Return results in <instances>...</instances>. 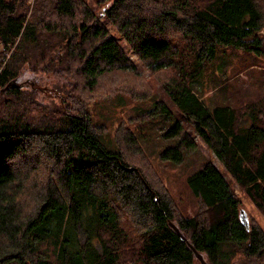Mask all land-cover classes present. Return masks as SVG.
<instances>
[{
  "label": "trees",
  "instance_id": "obj_1",
  "mask_svg": "<svg viewBox=\"0 0 264 264\" xmlns=\"http://www.w3.org/2000/svg\"><path fill=\"white\" fill-rule=\"evenodd\" d=\"M102 1L148 75L86 0H0V264H202L193 248L208 264H264V229L241 223L240 197L212 162L187 178L189 214L132 119H119L108 149L90 109L158 96L138 121L172 115L173 103L178 142L161 157L181 161L195 132L264 217V103L208 108L193 85L219 46L264 61V0Z\"/></svg>",
  "mask_w": 264,
  "mask_h": 264
},
{
  "label": "rangeland",
  "instance_id": "obj_2",
  "mask_svg": "<svg viewBox=\"0 0 264 264\" xmlns=\"http://www.w3.org/2000/svg\"><path fill=\"white\" fill-rule=\"evenodd\" d=\"M90 8L100 15L101 20L116 36L118 42L135 62L140 73L148 75L149 68L130 50L125 40L115 31L112 24L104 17L102 11L105 7L102 0H86ZM204 69L197 80L193 83L196 94L202 99L208 108L218 104L238 107L244 102L264 103V61L253 52L244 51L230 45L219 46L214 60ZM33 78L31 73L21 75L17 86L28 84ZM46 84H51L55 77H47ZM51 79V80H50ZM158 96L147 100H133L127 95L117 94L111 99L91 104L90 109L93 119L105 123L108 127L107 133L102 141L108 149H111L110 139L118 125L119 119L126 121L136 133L142 147L149 156L152 166L159 174L162 184L183 210L189 214L193 213L195 199L188 187L187 178L196 170L202 168L208 161L222 171L225 178L234 187L235 192L241 200V207L246 211L248 218L253 217L264 229V217L258 212L252 202L239 190L238 184L226 171L217 156L207 147L205 142L192 132L197 147L189 154L184 155L181 161L172 158L164 159L161 152L168 147L175 146L178 137L168 134V131L176 124L177 112L173 103H168L172 115L158 113L148 119L138 120L136 118L147 110L156 107ZM178 119V118H177ZM90 214L92 212L90 210ZM250 220V219H249ZM87 221H89L87 219ZM196 264H199L198 262Z\"/></svg>",
  "mask_w": 264,
  "mask_h": 264
},
{
  "label": "water",
  "instance_id": "obj_3",
  "mask_svg": "<svg viewBox=\"0 0 264 264\" xmlns=\"http://www.w3.org/2000/svg\"><path fill=\"white\" fill-rule=\"evenodd\" d=\"M15 84V80H10L6 83V85L1 89V92L6 91L7 89L11 88L13 85ZM21 85L19 84L18 87H20ZM239 219L241 221V223L246 227V229H249V218L248 215L246 213V211L243 208L239 209ZM170 225L176 230V232L179 234V236L181 237V239L186 240V238L179 232L178 228L170 222ZM194 253L197 256V258L200 260V262L202 264H208L202 257L201 254H199L196 249H194Z\"/></svg>",
  "mask_w": 264,
  "mask_h": 264
}]
</instances>
